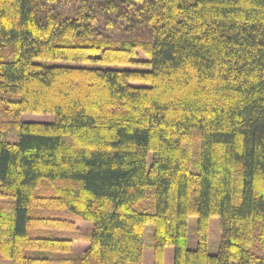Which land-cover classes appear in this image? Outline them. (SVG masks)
Segmentation results:
<instances>
[{"label":"trees","instance_id":"16d2710c","mask_svg":"<svg viewBox=\"0 0 264 264\" xmlns=\"http://www.w3.org/2000/svg\"><path fill=\"white\" fill-rule=\"evenodd\" d=\"M149 225L154 264H264V0H0V257L142 264Z\"/></svg>","mask_w":264,"mask_h":264},{"label":"rangeland","instance_id":"374dc122","mask_svg":"<svg viewBox=\"0 0 264 264\" xmlns=\"http://www.w3.org/2000/svg\"><path fill=\"white\" fill-rule=\"evenodd\" d=\"M139 59L146 58L143 52L140 53ZM48 64H74L71 61H61V60H50L47 61ZM85 66H102V67H113L114 64H91V63H77ZM118 67L120 68H130V69H149V65H142L139 63H128L121 64ZM134 84L141 85L140 82H134ZM19 121H33V122H52L55 119V115L53 113H42V112H23L17 116ZM70 214H68L69 216ZM72 215V214H71ZM70 218L73 220V228L71 229H57V228H49L45 233L56 234L57 236L67 237L71 236L75 238L73 251L76 253L84 252L88 247L89 242L87 241L88 233L92 230L93 222L87 221L84 219H79L77 216L72 215ZM196 222V218L190 220V236L188 240L189 248H196L197 242L194 236V225ZM221 218L218 216H213L210 219V231H209V241H208V249L210 253H218L221 241ZM152 228L151 226H147V230L144 236V249H143V259L142 264H154L153 257V249H152V236H151ZM174 247L169 245L165 248V257L164 264H174ZM0 264H12V262L8 259H3L0 257Z\"/></svg>","mask_w":264,"mask_h":264}]
</instances>
